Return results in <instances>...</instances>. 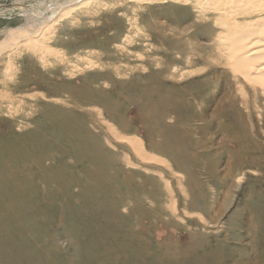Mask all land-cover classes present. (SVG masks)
<instances>
[{
	"label": "rangeland",
	"instance_id": "rangeland-1",
	"mask_svg": "<svg viewBox=\"0 0 264 264\" xmlns=\"http://www.w3.org/2000/svg\"><path fill=\"white\" fill-rule=\"evenodd\" d=\"M16 27L48 48L0 56V264H264V94L212 14L0 0Z\"/></svg>",
	"mask_w": 264,
	"mask_h": 264
},
{
	"label": "bare ground",
	"instance_id": "bare-ground-1",
	"mask_svg": "<svg viewBox=\"0 0 264 264\" xmlns=\"http://www.w3.org/2000/svg\"><path fill=\"white\" fill-rule=\"evenodd\" d=\"M137 1L144 4L172 1L194 8L201 16L212 14L215 24L221 29L215 38L218 39L220 44L217 51H219L224 63L233 71L236 80L243 81L251 85L253 89L260 90L264 94V0ZM88 2L82 5L85 6ZM73 11V8L65 10L62 15L69 16ZM30 32L33 33L36 31ZM30 32L25 28L16 27L10 29L6 38L0 41V56L14 47L13 44H16L18 48L20 44L18 39L22 37H24L25 41L20 45L30 47L36 52H41L42 50L43 52L47 51L48 47L44 44L45 42L43 43V31L31 36ZM215 44H217V41ZM129 141L136 152L143 154L142 143L139 140L129 138Z\"/></svg>",
	"mask_w": 264,
	"mask_h": 264
}]
</instances>
